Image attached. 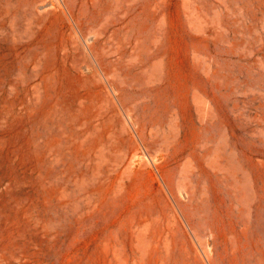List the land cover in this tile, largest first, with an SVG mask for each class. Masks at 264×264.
I'll use <instances>...</instances> for the list:
<instances>
[{"label": "rangeland", "instance_id": "1", "mask_svg": "<svg viewBox=\"0 0 264 264\" xmlns=\"http://www.w3.org/2000/svg\"><path fill=\"white\" fill-rule=\"evenodd\" d=\"M0 264H264V0H0Z\"/></svg>", "mask_w": 264, "mask_h": 264}]
</instances>
